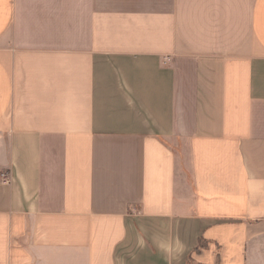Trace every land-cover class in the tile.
I'll use <instances>...</instances> for the list:
<instances>
[{"label":"crops","instance_id":"obj_1","mask_svg":"<svg viewBox=\"0 0 264 264\" xmlns=\"http://www.w3.org/2000/svg\"><path fill=\"white\" fill-rule=\"evenodd\" d=\"M2 172L0 264H264V0H0Z\"/></svg>","mask_w":264,"mask_h":264},{"label":"built area","instance_id":"obj_2","mask_svg":"<svg viewBox=\"0 0 264 264\" xmlns=\"http://www.w3.org/2000/svg\"><path fill=\"white\" fill-rule=\"evenodd\" d=\"M0 180H1L2 182H4V183H9V182H11V175H10V173H8V172H2V173L0 174Z\"/></svg>","mask_w":264,"mask_h":264},{"label":"trees","instance_id":"obj_3","mask_svg":"<svg viewBox=\"0 0 264 264\" xmlns=\"http://www.w3.org/2000/svg\"><path fill=\"white\" fill-rule=\"evenodd\" d=\"M202 245H203V243H202V241H200L199 247H202ZM190 264H193V263L190 261Z\"/></svg>","mask_w":264,"mask_h":264},{"label":"rangeland","instance_id":"obj_4","mask_svg":"<svg viewBox=\"0 0 264 264\" xmlns=\"http://www.w3.org/2000/svg\"><path fill=\"white\" fill-rule=\"evenodd\" d=\"M187 163V162H186ZM186 163H184V164H186ZM187 165V164H186Z\"/></svg>","mask_w":264,"mask_h":264}]
</instances>
